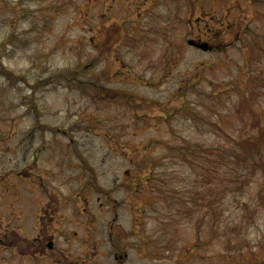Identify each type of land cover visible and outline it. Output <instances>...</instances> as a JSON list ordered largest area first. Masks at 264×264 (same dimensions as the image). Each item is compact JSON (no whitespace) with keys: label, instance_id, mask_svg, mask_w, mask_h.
<instances>
[{"label":"rangeland","instance_id":"obj_1","mask_svg":"<svg viewBox=\"0 0 264 264\" xmlns=\"http://www.w3.org/2000/svg\"><path fill=\"white\" fill-rule=\"evenodd\" d=\"M257 1L238 2L219 38L232 45L205 51L188 40L225 28L216 0H0V175L30 233L63 186L117 181L111 195L135 205L168 264L264 261Z\"/></svg>","mask_w":264,"mask_h":264},{"label":"flooded vegetation","instance_id":"obj_2","mask_svg":"<svg viewBox=\"0 0 264 264\" xmlns=\"http://www.w3.org/2000/svg\"><path fill=\"white\" fill-rule=\"evenodd\" d=\"M216 1L218 14L213 22H229L226 23L228 28L230 22H239L235 11L240 0ZM207 40L212 48L220 47ZM23 170L17 173L23 174ZM5 180L7 175H0V264H148V260L153 264H168L170 248L157 246L156 238L141 227L139 217L134 219L135 205L127 208L125 200L111 195L123 186L122 183L114 181V186L110 187L109 183L98 179L84 180L73 193L63 186L66 188L61 196L65 199L60 197L57 207L53 201L41 202L33 233H30L25 214L17 209L15 202L22 192L7 199ZM42 181L38 184L30 180V186L39 193L41 188L46 190ZM131 182L126 190L135 196L137 192L134 191H138L140 183L135 179ZM71 196L75 201L66 199ZM115 203L128 209L127 220H119V208ZM68 218L69 225L66 224Z\"/></svg>","mask_w":264,"mask_h":264},{"label":"water","instance_id":"obj_3","mask_svg":"<svg viewBox=\"0 0 264 264\" xmlns=\"http://www.w3.org/2000/svg\"><path fill=\"white\" fill-rule=\"evenodd\" d=\"M190 43L196 44L202 48H207L208 45L204 42V43H196L194 40H189ZM256 264H264V262H258Z\"/></svg>","mask_w":264,"mask_h":264}]
</instances>
